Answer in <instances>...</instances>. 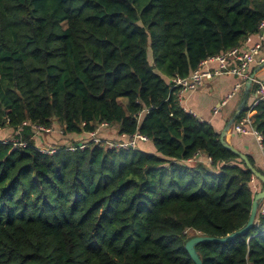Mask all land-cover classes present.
Listing matches in <instances>:
<instances>
[{
    "label": "trees",
    "instance_id": "16d2710c",
    "mask_svg": "<svg viewBox=\"0 0 264 264\" xmlns=\"http://www.w3.org/2000/svg\"><path fill=\"white\" fill-rule=\"evenodd\" d=\"M262 20L264 0H0V264H193L191 238L242 229L253 175L171 80ZM252 119L264 151V103ZM101 123L148 141L79 137ZM54 125L79 139L42 152ZM263 207L196 245L202 264H264Z\"/></svg>",
    "mask_w": 264,
    "mask_h": 264
},
{
    "label": "built area",
    "instance_id": "2783aa9c",
    "mask_svg": "<svg viewBox=\"0 0 264 264\" xmlns=\"http://www.w3.org/2000/svg\"><path fill=\"white\" fill-rule=\"evenodd\" d=\"M256 40H253L254 36H249L243 42L241 47L235 48L225 54L217 55L214 57L207 58L202 61L198 67L192 71L185 78H174L171 80V89L178 88V101L182 100V95L187 91H195L202 83L214 77L226 74L229 76H234L236 78V83L234 84L231 92L227 95L225 100L222 102L221 106L225 107L230 99H232L238 92L244 90V86L247 81L251 78L250 67L262 68L264 65V55H262V41L264 32V20L260 22L257 28ZM210 63H216L217 68L210 69L208 65ZM255 89V100L242 111V115L237 117L231 126L230 131L237 135L242 136H252L255 138L260 149H262L261 141L262 137L260 133L253 126L252 116L254 114V108L259 103H264V80H257L253 77L251 80V86ZM189 113V112H188ZM217 113V111H215ZM107 129L109 125L106 123H101L97 129L88 133L87 135L91 138V142L95 144H100V139L97 137V132L99 129ZM147 142L148 139L139 134H134L131 137L123 136L121 140L115 142H105L106 146L111 149H135L138 142ZM81 146L80 148H84ZM263 150V149H262ZM42 152H48L44 148L41 149ZM55 152V151H52ZM263 174H264V164H263ZM255 178L251 179L253 184ZM264 207L261 209L263 213Z\"/></svg>",
    "mask_w": 264,
    "mask_h": 264
},
{
    "label": "crops",
    "instance_id": "0c3cea01",
    "mask_svg": "<svg viewBox=\"0 0 264 264\" xmlns=\"http://www.w3.org/2000/svg\"><path fill=\"white\" fill-rule=\"evenodd\" d=\"M253 40H256V36H254ZM261 53L264 55V32ZM208 67L210 69H215L217 68V64L210 63ZM250 74L254 76L255 79L263 81L264 65L262 68L250 67ZM235 83L236 78L226 74L207 79L195 91L185 92L182 95L180 105L186 112L193 114L200 122L210 124L216 132L221 134L227 121L232 117L237 106L243 100V91H241L230 99L225 107L221 106ZM254 89L255 87L253 85L250 86L249 94L245 96L246 107L255 100L256 95ZM215 111H217V113H215ZM225 140L240 153L250 157L254 162L255 168H253L263 173L264 151L260 149L254 137L237 135L229 131L228 134H226ZM146 147L147 148L143 146L145 150L148 149L150 153H153L151 144L146 145Z\"/></svg>",
    "mask_w": 264,
    "mask_h": 264
},
{
    "label": "water",
    "instance_id": "95a60500",
    "mask_svg": "<svg viewBox=\"0 0 264 264\" xmlns=\"http://www.w3.org/2000/svg\"><path fill=\"white\" fill-rule=\"evenodd\" d=\"M253 77L254 76H251V78L245 84L244 90H243V100L239 103V105L237 106V108L235 110L234 115L227 121L224 129L222 130L220 142L225 149H227L230 152H232L233 154L237 155L239 157V159L244 162L247 170H249L251 172V174L253 175V177L260 182V184L262 185V189L259 192L255 193L253 200H252L251 210H250V215H249L248 221L242 229H240L236 232H233L224 238L195 236V237L191 238L189 241H187V243L185 244V250H186L187 254L189 255L193 264H202L200 258L198 257V255L195 251L196 245H198L200 243H225V242L232 240L235 237H238L240 235L245 234L253 226V224L256 220V217H257L258 206L264 200V175H262L260 172L256 171L251 166L246 155L240 153L237 149H235L233 146L228 144L225 140L226 134H228V132L230 131L232 124L237 119V117L242 113V111L244 110V108L246 106L245 96L249 94V90H250V86H251V80L253 79Z\"/></svg>",
    "mask_w": 264,
    "mask_h": 264
},
{
    "label": "rangeland",
    "instance_id": "374dc122",
    "mask_svg": "<svg viewBox=\"0 0 264 264\" xmlns=\"http://www.w3.org/2000/svg\"><path fill=\"white\" fill-rule=\"evenodd\" d=\"M150 60H151V57H150ZM119 103L120 104H124L125 103V99L121 98L119 100ZM54 128L53 129V134H50V133H47L48 135L47 136H43V139L41 138V143H43V146L47 144V146H44L42 148L44 149H51V148H54V146H61V145H68V144H71L73 141H75L76 139H79V138H69V137H65V136H62L59 134V128L56 127L55 125L53 126ZM99 129V128H98ZM11 135H13L11 133L10 130H4V129H0V142H6V141H14L13 139H11ZM115 132H113V129L110 128V129H99L98 132H97V137L100 139H102V143L106 146L105 142H113L111 140H113V136H115ZM81 137L83 140L87 141V143H90L91 142V138L86 135V136H79ZM56 139H59L58 141ZM55 141L56 144H52L53 142ZM51 143V144H50ZM86 143V144H87ZM146 145H150V142L144 144L143 146L145 148ZM50 147V148H49ZM149 150H150V147H149ZM147 152L148 149L146 150ZM150 153V152H149ZM251 189H252V192L255 194L257 192H259L261 189H262V185L260 184V182L257 180H254L252 186H251Z\"/></svg>",
    "mask_w": 264,
    "mask_h": 264
}]
</instances>
